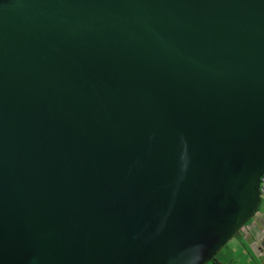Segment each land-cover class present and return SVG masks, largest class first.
I'll return each instance as SVG.
<instances>
[{
    "label": "water",
    "instance_id": "95a60500",
    "mask_svg": "<svg viewBox=\"0 0 264 264\" xmlns=\"http://www.w3.org/2000/svg\"><path fill=\"white\" fill-rule=\"evenodd\" d=\"M263 173L264 0H0V264H207Z\"/></svg>",
    "mask_w": 264,
    "mask_h": 264
},
{
    "label": "crops",
    "instance_id": "0c3cea01",
    "mask_svg": "<svg viewBox=\"0 0 264 264\" xmlns=\"http://www.w3.org/2000/svg\"><path fill=\"white\" fill-rule=\"evenodd\" d=\"M261 203L262 208H258V211L239 231L238 238L242 253H247L252 259L264 264V202Z\"/></svg>",
    "mask_w": 264,
    "mask_h": 264
},
{
    "label": "rangeland",
    "instance_id": "374dc122",
    "mask_svg": "<svg viewBox=\"0 0 264 264\" xmlns=\"http://www.w3.org/2000/svg\"><path fill=\"white\" fill-rule=\"evenodd\" d=\"M261 204L259 208H262ZM238 237L239 233L216 254L215 258L218 264H260L258 260L252 259L247 253H242Z\"/></svg>",
    "mask_w": 264,
    "mask_h": 264
},
{
    "label": "built area",
    "instance_id": "2783aa9c",
    "mask_svg": "<svg viewBox=\"0 0 264 264\" xmlns=\"http://www.w3.org/2000/svg\"><path fill=\"white\" fill-rule=\"evenodd\" d=\"M259 195H260L261 202H264V173L262 174L260 178Z\"/></svg>",
    "mask_w": 264,
    "mask_h": 264
},
{
    "label": "trees",
    "instance_id": "16d2710c",
    "mask_svg": "<svg viewBox=\"0 0 264 264\" xmlns=\"http://www.w3.org/2000/svg\"><path fill=\"white\" fill-rule=\"evenodd\" d=\"M258 211V210H257ZM256 211V212H257ZM207 264H218V262H217V260H216V258L214 257L209 263H207Z\"/></svg>",
    "mask_w": 264,
    "mask_h": 264
}]
</instances>
